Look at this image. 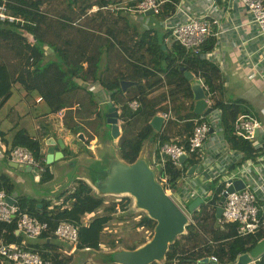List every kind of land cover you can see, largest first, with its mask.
I'll list each match as a JSON object with an SVG mask.
<instances>
[{"label": "trees", "instance_id": "1", "mask_svg": "<svg viewBox=\"0 0 264 264\" xmlns=\"http://www.w3.org/2000/svg\"><path fill=\"white\" fill-rule=\"evenodd\" d=\"M49 1L51 0H0V6L5 5L7 12L24 20L23 23L0 20V42L7 44L14 51L15 56L23 62L21 68L15 72L5 61L0 62V109L11 96L13 85L18 83L27 92H37L41 95L50 113L64 110L62 116L64 125L74 135L83 133L86 138L85 143L88 144L94 136L111 139L110 132L104 131L103 134L99 132L106 124V110L100 107L93 90L83 87L77 81H74L73 86L62 89L60 87L62 76L58 71L47 67L43 72L35 74L32 69L31 60H42L45 56L55 57L62 62L61 49L57 47V43L46 38V30L42 29L48 24L47 15L42 8ZM74 1L70 0V5ZM82 1L81 15L84 16L89 9L93 10L96 7L93 11L94 18L99 19L100 22L98 28L94 27L95 24L93 28H90L92 27L90 25L76 28L84 34L79 41L77 40L78 49L72 52L80 67L89 64V49L94 45L91 36L98 37L96 43L101 44L99 46L101 55L97 61V69L91 74L98 79L100 87L110 93L111 101L120 110L121 134L117 139L116 147L123 161L130 164L137 161L146 140L151 136H154L155 143L168 142L189 146V139L195 126L194 119L200 115L194 112V91L192 81L187 78L186 72L193 73L208 87L214 109L221 111L223 133L227 143L231 149L243 154L238 165L247 160H256L258 156L264 154V143L257 147L254 142L235 135V119L242 111L249 110L248 105L244 100L227 102L222 96L219 97V92L222 95L224 87L217 64L205 57L187 52L167 29L151 26L148 28L142 26V28L141 24L137 23L139 21L132 19L126 10L121 11L123 8L119 4L122 0ZM133 1L135 4L140 0ZM179 1L163 0L159 13H154L157 21H164L175 13ZM60 23L64 31L75 26L70 16H62ZM50 25L51 23L48 24V28ZM130 32L132 35L127 38ZM27 35H32L35 41L31 42ZM55 36L62 37L60 34ZM167 41H171V45ZM64 43L71 47L74 40L70 37ZM212 45L213 40L209 46H203V53H207ZM47 49L51 52H47ZM117 49L122 52L126 65L123 70L114 72L110 67V55ZM122 80L132 81L135 84L124 92L121 86ZM157 91L159 92L156 93ZM133 100L140 103V107L136 110L130 106ZM76 103H79L78 107ZM170 111L174 118H169L162 129L157 131L151 125V120L160 112ZM0 136L4 138L1 130ZM12 146L28 148L41 161L45 170L39 180L40 183L52 179L39 138L30 135L25 128H20L14 134ZM64 151L69 152L68 147ZM157 156L159 158V154ZM198 163L200 159L196 153L190 154L179 163H174L168 157L160 171L168 175L171 186L173 185L176 190L180 179L188 174L192 165ZM101 176L102 174L94 176L93 181H97ZM1 189L6 190L8 194L15 193L13 180L7 174L0 175ZM222 189L223 184L218 186L205 202L190 212L191 221L186 226V232L170 244L163 264H210L203 263L202 260L213 255L220 264H232L239 255L250 252L264 238V227L256 233L241 236L238 234L236 223H220L217 218V207ZM93 191L87 181L76 179L69 190L57 195V200L62 199V203L58 205L53 204L51 198L17 196V204L22 211H27L41 221L47 222L50 227V230L45 231L40 238L30 240L33 242H29L28 247L41 252L45 258L51 259L53 264H71V256H66L62 252L64 248L53 242L57 236L52 232L63 220L82 224L86 215L103 208L105 196L95 195ZM189 203L186 202L185 206L188 207ZM147 220L154 223L152 227L156 225V222L145 214L142 221ZM16 229V223L0 221V244L21 243L25 237L23 234H17ZM95 229L97 228L94 223L80 228L81 242L78 250L96 252L99 249L100 240L95 234L89 233L91 230L96 231ZM144 242L145 240L141 244ZM116 243V240L112 239L108 247L115 249ZM99 256V259L96 258L98 264H118L115 262L114 253L100 252ZM260 264H264V253L261 255Z\"/></svg>", "mask_w": 264, "mask_h": 264}, {"label": "crops", "instance_id": "2", "mask_svg": "<svg viewBox=\"0 0 264 264\" xmlns=\"http://www.w3.org/2000/svg\"><path fill=\"white\" fill-rule=\"evenodd\" d=\"M122 3H125V6H131L134 1L123 0ZM176 6L175 13L169 16L173 22L185 21L188 16L193 15H210L219 20L220 34L210 37L204 44V46H209L213 40L212 48L207 52V58L217 64L221 71L224 89L222 95L219 92V97L222 96L227 102L244 100L248 105V109L255 112L263 124V128L259 131V135L255 140L256 146H261L264 143V42L252 13L240 0H180ZM151 15H138L137 21L144 22L143 26L145 28L154 25L151 27L165 30L164 22L151 21ZM194 79L197 78L194 77ZM91 90L94 91V96L100 106L103 107L108 101H111L110 93L101 88L100 84L91 87ZM15 96H17L16 100H14ZM39 97L41 95L37 92H27L21 85H13L11 96L0 109V130L4 133V138L0 136V169L2 168L4 173L17 182L25 184L30 181V178H20L16 171L21 170L11 166L10 162L4 166L1 160L3 159L1 152L12 146L14 134L20 128H25L30 135L41 140L45 160L47 159L49 147L47 142L61 138L65 144L64 148L59 149L63 153V157L50 164L47 163L52 173V179L43 185L47 184L50 187L46 193L34 196L36 199L46 197L57 200V195L64 190H69L75 184L76 179H83L91 185V179L95 171L91 161L99 160L98 153H103L108 149H106L107 145L103 147L97 136H94L90 141L92 142L90 146L89 143L86 144L80 141L79 135H83V133L78 135L71 133L64 125L61 115L50 113L47 106H43L44 101L37 102ZM78 106L79 103H76V107ZM210 116L214 130L205 142V158L197 164L198 167L192 175L187 174L182 177L178 184L179 187L176 193L184 204L193 201L196 198L194 196L204 195L207 187L212 188V185L206 182L208 179L215 182L219 180L220 184H223L224 180L233 175L235 170L238 169L237 166L242 159L243 154L240 151L231 149L225 139L221 111L215 108ZM103 129L105 131L110 130L106 124ZM83 139L86 140L84 135ZM85 144L93 152H87L84 149ZM157 144L158 142L154 145L148 144L147 149H145L144 144L141 155H149L152 158ZM113 145L117 146L116 139H113ZM56 146H59V144L57 143ZM67 147L69 152L64 151ZM84 161H86V164ZM248 162L253 163V169L262 171V174L257 176L262 182L257 181L260 183L257 186H259V192L261 193L259 205L264 220V158L245 161V163ZM78 163H81L80 170H78L79 174L73 179L70 172H66V169L71 168L70 171H72V168H75ZM21 172L27 173L25 171ZM49 192L52 194L51 196ZM14 194L20 196L28 193L24 191V188L22 190L19 188ZM133 207L132 205L131 209L136 210ZM26 242L29 244L33 241L27 240ZM78 252L84 253L81 250H78ZM88 252L86 251L85 254L90 259L92 255H88ZM0 264L5 263L0 259Z\"/></svg>", "mask_w": 264, "mask_h": 264}, {"label": "built area", "instance_id": "3", "mask_svg": "<svg viewBox=\"0 0 264 264\" xmlns=\"http://www.w3.org/2000/svg\"><path fill=\"white\" fill-rule=\"evenodd\" d=\"M245 7L252 13L254 21L257 23L260 35L264 42V0H240ZM163 0H140L139 2L131 6H122L121 8H127L129 11H133L138 14H145L146 11L152 9L154 13H159ZM119 9V8H118ZM96 10V7H94ZM153 13V14H154ZM171 18H166L163 22L165 28L170 31L171 36L179 42L187 52L193 53L207 58L208 53H203L202 48L205 42L213 36L220 34L219 20L210 15L202 16H188L185 21L173 22ZM0 20H8L10 22L22 23L24 20L20 17H16L6 11L5 5L0 6ZM31 36L32 35H27ZM34 39V38H33ZM264 46V44H263ZM208 59V58H207ZM199 79V78H198ZM201 80V79H200ZM205 91L208 93L207 101L208 106H212L208 87L204 85L201 80ZM43 101L42 97L37 99V102ZM130 106L136 110L140 107V103L137 100L130 102ZM214 108V107H213ZM120 112V110H119ZM64 110L58 112L63 116ZM211 113L208 115H200L194 119L195 126L193 133L189 139V146L178 143H164L157 144L156 150L153 152V165L159 167L158 180L163 184L169 194L177 195V189L171 186L168 175L161 173V168L164 166L166 159L169 157L174 163H179V158L183 155L188 157L192 153H196L200 162L204 160V146L206 139L213 129V123L211 120ZM158 115L163 117V124L167 122L169 118H174L173 113L160 112ZM263 128L262 122L256 116L253 110L242 111L238 114L234 122V133L243 139L254 142L257 138V133ZM162 129V128H161ZM158 151V152H157ZM159 154V158L158 155ZM2 158L8 162H17L25 165H30L36 169L40 175L44 172V167L41 161L38 160L32 152L22 146H10L5 148L1 152ZM264 158V154L257 157V160ZM253 161V160H252ZM245 163V162H244ZM237 166L234 174L223 182V189L220 196L226 192V198L223 203V212L221 218H219L221 224L236 223L238 234L246 236L253 234L264 227V220L261 216V207L259 200L261 199V193L259 192V182H262L257 176L262 174V171L253 169V163L248 162ZM199 164V163H198ZM236 180H243L244 186L241 189L228 192L227 189L234 185ZM213 191L207 187L204 195H198L194 197H202L203 202L212 195ZM8 197L14 199L11 204L8 201ZM175 199L180 203V199ZM202 202V203H203ZM62 203L61 200H53V204L58 205ZM220 204V201H219ZM184 207L185 204L183 205ZM219 206V205H218ZM96 212L86 215L82 220V224H77L73 221L63 220L59 222L56 229L52 232L57 237L68 241L73 246L72 250L63 249L68 255L78 250V246L81 242L80 228L86 226L89 223L91 216H94ZM0 221L11 223L14 222L17 225L16 233L23 234L25 239L21 242L1 243L0 244V259L5 264H53L51 259L45 258L41 252L35 251L31 247H28L27 240H35L41 237L45 231H49V224L45 221H41L37 217L31 215L27 211H22L17 204V196L15 194H8L6 190H0ZM150 233V232H148ZM264 239V238H263ZM102 243L99 246L102 247ZM106 249V248H103ZM64 253V252H63ZM212 261L218 262L216 256L208 257ZM260 256L252 257L246 264H260Z\"/></svg>", "mask_w": 264, "mask_h": 264}, {"label": "water", "instance_id": "4", "mask_svg": "<svg viewBox=\"0 0 264 264\" xmlns=\"http://www.w3.org/2000/svg\"><path fill=\"white\" fill-rule=\"evenodd\" d=\"M153 13L154 11L152 9L145 12L146 15ZM186 76L192 81L195 100L194 112L199 115H208L214 108L208 106V93L205 91L201 80L198 78L194 79L195 75L191 72H186ZM134 84L135 82L122 80V90L125 92L129 86ZM106 105V125L110 128L111 137L117 139L121 134L120 112L113 101H108ZM162 124L163 117L160 115H156L151 120V125L157 131L161 130ZM210 132L212 133L213 129ZM257 135H259V132ZM80 138L83 139L82 134H80ZM112 138L104 139L103 136L98 137L103 147H105L104 145H107V147L113 145ZM57 143L59 146H56ZM47 144L49 146L46 159L48 164L63 157V153L59 149L64 148L65 144L61 138L58 140L52 139V142H47ZM108 151H103L106 154L102 162L100 159L91 161L93 162V167L96 165L94 176L102 174L97 181H93L94 176H92V188L96 191L99 190L102 196L109 194L115 196L129 195L134 199L133 208L139 211H145L146 215L156 222V225L152 238H148V240L136 248H125L121 250H116L115 248L110 250L111 252L105 251V253H114L115 262L118 264H151L153 262H160L165 259L170 244L178 236L186 232V226L191 221L190 212L202 204L203 198L196 197L185 208L174 196L167 192L163 184L158 180L159 167L153 165L152 158L149 155L142 156L140 152L137 161L130 164L123 161L118 153H114L115 150ZM186 158V155L181 156L179 162L184 161ZM10 165L21 171L32 173L36 181H39L41 178L40 173L30 165L17 162H10ZM197 167V164L192 165L188 170V175H192ZM243 186V180H236L234 185L228 188L227 191L232 192L235 189L243 188ZM226 194L224 192L220 198V204L217 207V218H221ZM8 201L12 204L14 199L8 197ZM67 248L72 250L73 246L68 244ZM263 253L264 239L260 240L250 252L239 255L237 260L232 264H246L252 257L260 256ZM202 262L217 264V262L209 258L202 260Z\"/></svg>", "mask_w": 264, "mask_h": 264}, {"label": "rangeland", "instance_id": "5", "mask_svg": "<svg viewBox=\"0 0 264 264\" xmlns=\"http://www.w3.org/2000/svg\"><path fill=\"white\" fill-rule=\"evenodd\" d=\"M82 0H75L72 5H70V0H51L47 2L43 6V10L45 14L47 15V21L48 24L51 23L50 28H48V24L44 25L42 29L47 33L46 38L54 41L57 43V47L61 49L60 56L62 58V62L59 61L57 58L52 57V56H45L44 59L38 60V61H32V69L34 70L35 74H39L43 72L44 69L47 67H50L51 69L58 71L62 78L60 82V87L62 89L66 88L67 86L71 87L75 83L74 81L79 82L82 84L83 87L85 88H93L94 86L99 84L98 79L93 77L91 72H94L97 69V61L100 58L101 55V50H99V46L101 44L96 43L98 40V37L96 36H91L93 39V47H90L89 49V64H84L82 67L79 66V62L75 58V55L73 54L72 51L75 49H78L77 47V40L79 41L80 38L83 36V32L80 30L76 29L77 27L83 26V25H90L93 28V25L95 28H98V22L99 19L94 18L95 12L94 9H89L84 16L81 15V3ZM119 4V6H125V3ZM130 14L131 18L134 20H137L138 13H135L133 11H129L127 8L121 9V11H125ZM119 11L117 10L116 13ZM152 14L150 17L151 21H156L158 20L156 16H153ZM62 16H70L71 19L73 20V24L75 25L74 27L68 28L67 31L62 30L61 28V23L60 20ZM138 24H141L143 26L144 22H137ZM154 26V25H151ZM103 31V30H102ZM55 34H60L62 37L57 38ZM132 33L130 32L126 37L130 38ZM72 37L74 40V44L70 47L69 45H66L64 41L68 38ZM28 39L31 42H34L35 40L31 37L28 36ZM132 41V40H131ZM130 41V43H131ZM169 45H171V41H167ZM50 50L47 49V52ZM51 52V51H50ZM110 67L112 71L117 72L119 70H123L125 68V59L123 57L122 52L117 49L113 52H111L110 55ZM6 62L11 70L13 72L18 71L23 62L22 60L18 59L14 51L10 49V47L5 44L0 42V62ZM78 64V66H77ZM71 70V71H70ZM70 72H73L72 74ZM18 84V83H17ZM20 85V84H19ZM160 91V90H159ZM157 91L156 93H158ZM153 93V94H156ZM17 99V96H15L14 100ZM43 102V101H42ZM107 104V103H106ZM47 106L46 102L43 103V106ZM42 106V105H41ZM101 107V106H100ZM48 108V107H47ZM103 108L107 109V105H104ZM36 111V110H35ZM105 126V125H104ZM103 126V127H104ZM104 129L102 128L99 132L102 134L104 133ZM106 132H110L109 129L106 130ZM105 132V133H106ZM84 135V134H83ZM80 137V135H79ZM112 138V137H111ZM113 139V138H112ZM118 139V138H117ZM116 139V140H117ZM80 141L85 142L84 139H80ZM92 142H89V146L91 145ZM87 144V143H86ZM84 145V149L87 152H93L88 148V146ZM148 144H155V138L154 136H151L149 139L146 140L145 143V149ZM108 150H115L114 153H119L118 147L111 145L110 147H107ZM109 152V151H108ZM106 153L99 152V159L102 162L103 157ZM3 165H7L8 161L5 160L4 158L1 159ZM86 160V159H84ZM92 160V159H88ZM86 164V161H84ZM81 163H78V165L75 168H67L66 172L71 174V178H76L78 173V170H80ZM69 169V170H68ZM93 169L96 170V165L93 167ZM19 175L20 178H30V181L28 183H21L17 182L14 180V178H11L8 174V176L13 180V183L15 185V191L19 188L22 190L24 188V191H27L29 196L34 197L36 194L39 195L41 193H46L48 191V188L50 185H43L44 183H40L36 181V179L32 176L31 173H22L21 171H16ZM6 174L3 172L2 168L0 169V175ZM33 177V178H32ZM18 180V179H17ZM21 181V180H20ZM76 182V180H75ZM74 182V183H75ZM207 183L212 185V191H214L218 186H220V181H213L212 179H208L206 181ZM94 194L98 196H102L99 190L93 189ZM49 195L51 196L52 194ZM174 197L176 196L177 199H180L179 195H175V191L173 192ZM105 196V205L103 208H101L99 211L95 213L94 216H91L89 219V224L94 223L96 228V231H89L91 235L95 234V237L100 240V243H102V247L99 246V249L96 252H88V255H92V257L89 259V257L83 252H78L76 250L74 253H72L70 256L72 258L71 264H98L96 261V258L99 259V253L100 252H105V251H110L112 250L111 248L108 247V244L111 243L112 239L116 240V250H121V249H133L132 247H137L141 244L142 241L148 240V238H152L154 235V228L155 226L152 227L154 224L153 222H150L147 220L146 222L142 221L144 215L146 214L145 211H136L131 209L134 199L130 197L129 195H103ZM184 205V204H182ZM187 208V207H185ZM87 224V225H89ZM150 232V233H148ZM88 235V234H87ZM54 243H56L60 248H65L67 249V245L69 244L68 241H65L64 239H61L59 237H55L53 240ZM106 248V249H103ZM80 251V250H79ZM66 256H68V253L63 251ZM111 252V251H110ZM165 259L161 260L159 263L163 264Z\"/></svg>", "mask_w": 264, "mask_h": 264}]
</instances>
